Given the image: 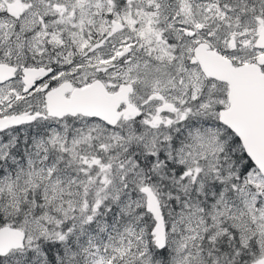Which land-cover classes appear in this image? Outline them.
I'll return each mask as SVG.
<instances>
[{
	"label": "snow or ice",
	"instance_id": "1",
	"mask_svg": "<svg viewBox=\"0 0 264 264\" xmlns=\"http://www.w3.org/2000/svg\"><path fill=\"white\" fill-rule=\"evenodd\" d=\"M0 264H264V0H0Z\"/></svg>",
	"mask_w": 264,
	"mask_h": 264
}]
</instances>
